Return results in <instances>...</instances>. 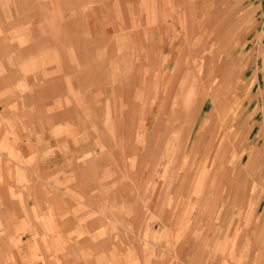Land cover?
<instances>
[{
    "label": "crops",
    "instance_id": "0c3cea01",
    "mask_svg": "<svg viewBox=\"0 0 264 264\" xmlns=\"http://www.w3.org/2000/svg\"><path fill=\"white\" fill-rule=\"evenodd\" d=\"M187 3L0 0V264H264V128L260 145L247 147L245 162L234 155L225 163L217 151L209 162L216 178L192 187L201 195L214 191L209 224L197 226L189 217L177 229L176 197L187 188L170 186L171 210L151 216L141 198L128 195L129 181L145 175L138 172L145 161L138 136L145 127L134 119L153 114L154 106L144 111L145 102L154 100L146 94L166 84L170 133L181 114L178 85L185 100L194 88L189 89L193 58L185 66L176 50L188 43L200 50L195 57L202 70L220 69L216 54L222 50L211 52L210 44L222 41L225 19H213L223 31L211 34L206 16L198 30L183 32ZM242 7L228 14L232 25L224 45L253 16V9L242 13ZM263 35L254 53L264 45ZM204 50L208 60L202 64ZM231 53L235 77L240 61L235 48ZM249 89L248 81L243 94ZM216 91H207L194 112L191 133L210 102V125L196 147L216 132L215 148L224 150L232 125L228 134L240 152L235 135L242 122H250L248 113L242 121L236 105L241 86L234 84L232 100ZM214 95L223 108L214 110ZM257 98L264 113V85ZM226 100L232 110L224 109ZM250 104L249 99L247 112ZM226 116L227 130L221 124ZM254 129H248V139Z\"/></svg>",
    "mask_w": 264,
    "mask_h": 264
},
{
    "label": "rangeland",
    "instance_id": "374dc122",
    "mask_svg": "<svg viewBox=\"0 0 264 264\" xmlns=\"http://www.w3.org/2000/svg\"><path fill=\"white\" fill-rule=\"evenodd\" d=\"M187 1L188 3L186 7L190 13H188V19L184 18L180 21L183 32L198 30L202 18L206 16H208V22L205 23L209 24L211 30L209 32L211 34L214 29H218V31H223V27L225 29V36L221 38L222 41L216 42L213 40L212 44H210L211 52L215 49L222 50V52L219 51L216 54L218 56V66H220V69L209 67L206 71L202 70V67L197 65L199 58L195 57L200 50L193 49L188 43L182 44L176 50L174 55H182L185 57V66H188V64L192 62L191 58H193L192 63L196 64V66L192 64V75L189 78V89L194 87L192 94L187 95V100H185L183 85L181 88L178 85L177 105L178 112L181 111L180 113L182 117H180L179 114L177 117L178 119L176 118V133L168 132V113L170 112L172 98L169 93L164 90L166 84L162 82L160 86L154 85L152 87L153 93L146 94V97L149 98L153 96L154 100H147L145 102L144 111L147 114V112L150 111L149 108L154 106L151 110L153 114L151 116L144 115L143 117L141 116L134 119V124L139 121V124H143L145 127V133H139L138 136V145L139 147H144L145 154L144 164L139 166L138 172H142L145 175L143 180H130L128 191L129 197L137 196L141 198V201L145 204L144 209L146 216H151V212H168L171 210V207L166 204L169 199L171 203L173 202V197H170L169 195L170 186L187 188L176 197L180 202L179 208L175 211L178 215V230L185 224V221L189 217L196 218L195 222L197 223V226L205 223L209 224L210 217L212 216V213L215 212L211 202L213 201L211 195L214 191L210 192L208 195H201V193L192 190V187L194 189L205 187L206 180H208L209 176L214 179L216 178L218 170H214V167L209 164L211 158L217 156V151H222L225 163L234 155H239L241 157L245 156V162L247 159V147L251 150V148L256 149L260 145L258 142L263 135L262 130L264 128L263 106L258 107L259 98H257L260 84L264 85V45L261 46L258 54L254 53L255 49L258 47L261 34H264V0ZM236 5L243 6L242 13L248 12L249 9H253V16H250L251 19L245 22L242 21L240 35L235 37L233 42L224 45L223 40L227 39L229 31L227 29L232 25V21L228 20V14ZM216 17H220V20L222 18L225 19L222 21L223 27H221L222 23H216L213 21ZM210 37L212 38V35H210ZM262 39L264 41V35ZM234 48L235 57L240 61L235 77L232 75L231 69L233 58L229 60V57H232L231 52ZM208 51L209 50H204L202 52L200 57L202 64L208 60V58L205 57L208 54ZM251 53L254 54L252 55ZM163 54L168 55L169 53L163 52ZM183 57L181 60L184 59ZM253 62L255 63V66L252 65ZM211 63L212 62H210V64ZM173 66L174 65H171L169 68L170 72H172ZM258 71L260 73H258ZM187 75L190 76L188 73ZM258 78L260 82L258 81ZM248 81L251 83V89H249L250 91L248 93L243 94V85ZM218 82H223L225 84H218ZM236 83L241 86L242 91L240 98L236 101L240 116L243 121L248 113L247 119L250 120L248 125L242 122L240 132L235 135V139L240 137V152L238 150L236 152L232 147L233 138L231 137V134H228L232 129V125L227 130V116L221 123L225 125L224 129L227 130L226 132L224 131L226 142L224 150H217L215 148L218 140L216 132H212L211 135L208 136L205 144L201 145V143L199 147H196L198 143H200L199 141L201 140L202 135L210 125V120L206 119V116L211 105L210 102H207L202 115L196 124L194 133H191L190 131L192 130L196 119L193 116V112L197 111L201 98L206 96L209 91L217 89V94L219 92L223 93L224 97L228 100H232L233 86ZM218 89L220 91H218ZM249 99L251 104L247 112L246 106L248 105ZM216 100V95H214V110L217 108H223L222 104H218L217 106ZM228 100H226L224 109L232 110V103H229ZM251 126H254L255 129L251 138L248 139L247 132ZM133 140L134 137L130 134V145H132L131 141L133 142ZM260 157H264V154ZM236 159L237 157H234L233 161ZM223 166L225 169L227 168L226 164ZM132 167L135 169V166ZM130 172L129 174H131ZM185 174H187V177ZM154 178L156 179L155 181ZM185 178H188L187 182H185ZM224 193L225 192H223V194Z\"/></svg>",
    "mask_w": 264,
    "mask_h": 264
},
{
    "label": "bare ground",
    "instance_id": "6f19581e",
    "mask_svg": "<svg viewBox=\"0 0 264 264\" xmlns=\"http://www.w3.org/2000/svg\"><path fill=\"white\" fill-rule=\"evenodd\" d=\"M183 81H184V80H183ZM179 86H180V88H181V85H179ZM170 94H171V93H170ZM177 95H178V94H177ZM189 98H190V97H189ZM175 99H176V98H175ZM200 105H201V104H200ZM196 108H197V107H196ZM198 108H199V107H198ZM200 108H201V107H200ZM185 109H186V107H185ZM176 112H177V111H176ZM180 112H181V111H180ZM180 112H178V113H180ZM194 112H196V111H194ZM194 112H193V113H194ZM176 115H177V114H176ZM178 115H179V114H178ZM193 116H194V115H193ZM180 117H182L181 114H180ZM191 117H192V116H191ZM177 119H178V118H177ZM179 119H180V118H179ZM178 121H179V120H178ZM191 121H192V120H191ZM180 123H181V122H180ZM192 123H193V122H192ZM175 127H176V126H175ZM189 130H190V129H189ZM189 130H188V131H189ZM175 131H176V130H175ZM190 131H191V130H190ZM168 132H169V131H168ZM179 132H180V131H179ZM175 133H176V132H175ZM189 134H190V133H189ZM183 140H184V139H183ZM161 151H162V149H161ZM161 151H160V152H161Z\"/></svg>",
    "mask_w": 264,
    "mask_h": 264
}]
</instances>
